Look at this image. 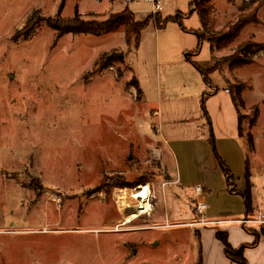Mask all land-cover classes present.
Listing matches in <instances>:
<instances>
[{
	"label": "rangeland",
	"instance_id": "1",
	"mask_svg": "<svg viewBox=\"0 0 264 264\" xmlns=\"http://www.w3.org/2000/svg\"><path fill=\"white\" fill-rule=\"evenodd\" d=\"M123 1L0 0V264H194L200 232L221 226L149 229L201 220L191 207L206 186L191 165L204 143L240 187L237 146L230 140L238 121L229 94L244 135L236 143L246 159L257 131L255 195L258 204L264 201L258 162L264 156L262 0L214 2L215 30L222 33L258 8V23L241 28L221 51L194 34L201 29L194 0H161V15L142 33L138 49L122 28L100 37L59 36L54 28L66 29L59 20L77 15L108 18L118 10L113 2ZM133 3L140 21L151 15L150 3ZM247 43L255 46L252 55L240 49ZM194 65L207 73L208 84L198 70L188 72ZM198 93L214 145L202 101L200 112L189 111ZM159 105L164 113L172 105L173 112L186 111L191 123L160 125L156 136L146 125ZM192 136L201 141H184ZM151 145L160 151L159 162ZM168 175L173 181L166 183ZM143 185L150 192L145 202L138 192ZM215 196L204 201V221L238 217L222 213L223 196L217 202ZM229 196L234 207L241 205L237 193ZM128 217L135 220L126 224Z\"/></svg>",
	"mask_w": 264,
	"mask_h": 264
},
{
	"label": "crops",
	"instance_id": "2",
	"mask_svg": "<svg viewBox=\"0 0 264 264\" xmlns=\"http://www.w3.org/2000/svg\"><path fill=\"white\" fill-rule=\"evenodd\" d=\"M135 0H131L130 3H126L125 0L121 3H115L113 2V5L115 8L118 10L117 13L122 12L126 8H128L132 13H134L136 20L138 19V11L133 8ZM111 2V0H110ZM216 2V0H215ZM174 8L177 10L179 9L178 6H174ZM116 11L114 12L116 14ZM153 14V8L151 11ZM141 13H139L140 15ZM161 15V13H160ZM149 17V16H148ZM147 17V18H148ZM140 21V19H138ZM137 20V21H138ZM143 21V20H141ZM153 64V60L152 63ZM195 67L187 68L188 72H191V74H195L193 69ZM201 91V90H200ZM201 93V92H200ZM200 93H198L195 96H191L192 98V103L193 106L189 108V111L191 114H193L196 110V112H200L199 110V105L200 102L201 104L203 103V100L205 101V98L201 96ZM216 93V92H215ZM229 94V92H228ZM230 100L232 102V105L234 107V113H236L237 116V121L238 125H235L234 129L237 131V135L233 134L231 137V142L235 145L237 152L235 153L236 157L238 158V161L236 163L237 168L236 170L238 171L237 173V179H238V184L239 188H236V179L234 178V187L235 190L234 192H231L229 190V183H228V178L223 172V169L217 165L215 159L211 156L209 149L207 147V143H204V149L202 154L197 153V151L193 152V162H192V167H193V174L195 175L196 178H199L200 180H204V185L206 186L205 192L202 194L197 193V198L192 204V212L194 215L197 214L194 210L196 209L197 203L199 201H206V199H213V197L216 194V190L218 193L215 196L216 202H217V196L220 194V196H223V201H221L222 208L221 211L222 213H233V211H236V214L238 215L237 218H226V219H218V220H208L204 221L203 217L200 221H188L187 223H182V224H169V225H159V226H152L149 230H160V228H166L170 227V229H180L183 227L187 226H202L207 223H215L217 224L216 226H221L222 229L218 230H206L203 232H200L199 238H200V243H201V252L199 254V257L194 261V264H197L198 262L201 261L202 264H233V262L227 257L225 253V247L223 243L217 238V233L219 231H225L228 234L229 237V243L234 249H238L242 246H246L244 250V257L247 260L248 264H264V238H260L256 245L254 246L253 244L256 242L255 237L249 233V228L252 226H257L258 224H264V201L263 203L259 204L257 203V196L255 195L256 192V181L259 180V178H256V173L254 172L255 169V164H256V158H257V131L255 130L254 135H253V143L252 145L250 142L247 144L248 149H249V155L251 156L246 159L245 153L243 151V148L240 147L239 143H236L237 141L239 142V139H242L244 137L243 132L241 131V123H240V118L238 116V113L236 111L235 105L233 103L231 94H229ZM168 100V99H167ZM170 101V100H168ZM170 105L167 104V106ZM206 105V102H205ZM173 107V105H172ZM172 107L168 110V112H163L164 108L159 105V108L153 110L151 117L153 119L152 124L149 122V126L146 125L147 127L153 129L156 133V136H159L160 133V125H168V126H175L177 125H185L187 123H191L190 120V115L186 113V111H172ZM203 109V108H202ZM206 109V106H205ZM196 112L194 114H196ZM207 112V111H206ZM206 116V114H205ZM209 118L208 114L206 116ZM208 126L210 127L209 123ZM182 128V127H181ZM212 127H210V135H211ZM213 132V131H212ZM162 133V132H161ZM170 133V132H169ZM214 135V134H213ZM144 137H149L146 134L143 135ZM154 137V136H153ZM151 138L154 140V138ZM249 137V136H248ZM193 140L187 139L184 140L186 143L190 142H200V139H195L198 137H191ZM183 142V140H182ZM209 145L211 143V139H208ZM215 144V142H214ZM156 147V146H155ZM154 145H151L152 149V156L159 162L160 160V151L155 148ZM216 158V157H215ZM258 162L260 163V166H262L261 169L264 171V156L263 158L259 156ZM225 161V160H224ZM218 162V161H217ZM160 165V164H159ZM226 167V164H224ZM228 168V167H226ZM230 169V168H228ZM167 177V182H172L173 178L171 176H166ZM216 180V185L215 181ZM245 183L246 187L243 189L241 187V184ZM262 187L264 188V177H263V184ZM246 191H249V196H250V202H251V212L247 211V206L245 203V196L244 193ZM237 193L241 197V205L237 204V207H234L232 202H233V197L227 195L229 194H234ZM214 200V199H213ZM198 215V214H197ZM147 217V216H146ZM152 218V216H151ZM201 218V217H200ZM135 220V217H128L126 218V224L132 223V221ZM202 221V223H200ZM205 222V224L203 223ZM244 221H248V223H243Z\"/></svg>",
	"mask_w": 264,
	"mask_h": 264
},
{
	"label": "trees",
	"instance_id": "3",
	"mask_svg": "<svg viewBox=\"0 0 264 264\" xmlns=\"http://www.w3.org/2000/svg\"><path fill=\"white\" fill-rule=\"evenodd\" d=\"M226 1L228 3H234L237 0H226ZM214 2L215 0H194L191 5V10L197 14L201 24V29L199 31H195L194 34L198 36L200 43H203L204 41L208 40L211 44V47L213 48L215 45L216 50L218 51H221L229 47L238 38L241 28L247 25L257 24L258 19L256 17V11L258 10V8L264 6V0H262L259 3L258 8L255 9L254 12L248 15H243V17L239 21L240 22L239 24L237 23L235 25L234 24L228 25L227 26L228 33H222L221 31L215 30V21L212 18L213 12L215 10ZM158 16H160V13H157L155 15L151 14L144 21H137L134 13H132L128 8H126L122 12L111 14L109 15L108 18L102 20H98V19L86 20L83 19L81 16L77 15L73 20H67V21L59 20L66 24L67 27L66 29H62L60 27H57L56 25L54 28H56L59 31V36H63L64 34L74 33L78 35H86V36H94V37L113 34L122 28L124 29L127 43L131 44V42L133 41L134 49H138L141 43L142 33L148 28L149 24L154 19L155 21L157 20ZM167 22L168 20L166 19L165 22H161V23L158 22V24L156 23L155 26L157 29H162ZM254 47H255L254 44L247 43L243 45L240 49L242 50L243 54L249 52V54L252 55L251 51ZM246 62L247 60L240 61L237 64H245ZM194 67L203 75L204 82L208 84V79L206 75L207 73L197 65H194ZM238 99L241 101V95H238ZM232 100L234 103L233 97ZM202 108L207 116L204 100L202 103ZM208 123L211 127V122L209 118H208ZM210 139L212 145H214L215 138L212 131H211ZM249 142L252 145L253 136H250ZM215 157L220 167L223 169L224 174L228 178L229 190H231V192H234L235 190L233 184L234 178L231 171L225 167L224 163L220 160L217 154H215ZM244 196H245L247 211L251 212V206H250L251 199L249 196V191L248 192L246 191V193H244ZM248 231L251 235L255 237L256 242L253 244L254 246L261 237L264 238V227L261 229L260 233L250 229ZM217 238L223 243L225 247V253L227 257L233 262V264H248L247 260L244 257V250L246 246H242L238 249H234L230 245L228 234L225 231H219L217 233ZM197 264H202V263L200 261Z\"/></svg>",
	"mask_w": 264,
	"mask_h": 264
},
{
	"label": "built area",
	"instance_id": "4",
	"mask_svg": "<svg viewBox=\"0 0 264 264\" xmlns=\"http://www.w3.org/2000/svg\"><path fill=\"white\" fill-rule=\"evenodd\" d=\"M144 1L147 3H150L152 5L153 14H157V13L161 12V10H162V1L161 0H144ZM125 2L130 3L131 0H125ZM197 191L199 192V189H197ZM206 209H207V205L205 202L199 201L197 203L196 212H197L198 216L201 217V219L204 216ZM200 223H202V221ZM203 223L205 224L204 221H203ZM243 223H248V221H244Z\"/></svg>",
	"mask_w": 264,
	"mask_h": 264
},
{
	"label": "bare ground",
	"instance_id": "5",
	"mask_svg": "<svg viewBox=\"0 0 264 264\" xmlns=\"http://www.w3.org/2000/svg\"><path fill=\"white\" fill-rule=\"evenodd\" d=\"M126 191V190H125ZM134 191V190H133ZM138 192H139V195H140V197H141V200L142 201H147L148 199H149V195H150V192H149V189H148V187H147V185H143V186H140L139 188H138ZM124 193V192H123ZM127 194V193H126ZM128 195V194H127ZM126 195V196H127ZM129 196V195H128ZM128 200H129V198H128ZM131 200V199H130ZM121 202V201H120ZM119 202V203H120ZM137 202V201H136ZM136 202H134V203H136ZM133 203V204H134ZM137 205V204H136ZM133 206V205H132ZM121 207V206H120ZM125 207V206H124ZM124 209V208H123ZM136 213V212H135Z\"/></svg>",
	"mask_w": 264,
	"mask_h": 264
}]
</instances>
